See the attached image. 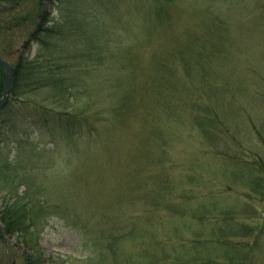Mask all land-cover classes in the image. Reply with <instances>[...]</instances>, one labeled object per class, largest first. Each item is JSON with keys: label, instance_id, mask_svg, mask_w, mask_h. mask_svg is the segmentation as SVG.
Returning <instances> with one entry per match:
<instances>
[{"label": "rangeland", "instance_id": "374dc122", "mask_svg": "<svg viewBox=\"0 0 264 264\" xmlns=\"http://www.w3.org/2000/svg\"><path fill=\"white\" fill-rule=\"evenodd\" d=\"M51 27L60 30V35L48 37L45 31ZM34 37L52 45L55 59L74 72L75 86L67 100L55 106L47 98L51 91L28 94L19 82L11 95L12 83L9 102L0 112V148L2 158L10 160L19 143L39 146V156L33 157L38 169L33 171L41 177L47 174L51 181L41 178L40 191L31 198L43 202L42 219L33 230L45 264H109L105 252L97 253L96 236L103 230L99 223L120 216L116 208L170 187H207L206 191L218 193L214 197L223 207L244 203L242 194L235 193L247 190L238 189L240 183L232 180L228 162L232 158L227 155L252 162L255 154L264 163V145L252 127L264 134V0L0 2V59L15 69L19 58L45 57ZM96 42L106 50L96 52ZM84 49L90 53L83 54ZM67 56L75 60L68 61ZM97 57L103 64L99 69L94 66ZM182 67L188 71V81ZM43 100L46 109L80 114L87 132L46 127L42 115L36 114L35 104ZM194 100L216 109L227 128L221 133L227 139L224 143L208 144L191 126L193 112L188 106ZM209 152L226 154V158L217 160ZM60 154L73 157L83 167L84 162L98 161L94 187H74V192L61 187ZM256 173L257 178H264L261 170ZM72 177L73 183L83 179L79 172ZM179 178L198 186L182 181L177 186ZM227 187L230 192L222 195ZM78 189L89 190L93 196L87 194L80 201ZM24 190L21 187L18 195ZM5 194L0 191V210ZM53 204L71 206V216L79 211L75 219L86 221L90 228L85 223L76 227L72 217L56 214ZM129 205L124 211L132 218L144 210L141 203L140 208ZM252 208L256 210L255 203ZM257 210V218L247 221L254 227L258 245L249 253L253 264H264L263 204ZM3 239L0 263L24 264V254L31 252H25L22 240L6 234ZM136 244V237L117 240L122 264L135 260Z\"/></svg>", "mask_w": 264, "mask_h": 264}, {"label": "trees", "instance_id": "16d2710c", "mask_svg": "<svg viewBox=\"0 0 264 264\" xmlns=\"http://www.w3.org/2000/svg\"><path fill=\"white\" fill-rule=\"evenodd\" d=\"M2 1L4 0H0V2ZM45 33L50 37L51 34L57 35L59 33L58 35H60V30L56 31V27H51L46 29ZM34 38V41L41 45L43 55L45 53L46 55L41 57L39 54L32 60H29L28 57H25V59L19 58L10 94H14L15 88L19 87L20 82L27 89L28 94H36L42 90L51 91L47 98L51 97L53 104L56 106L66 101L67 99H64L67 95L72 94L75 83L71 79V74L74 72L69 70L67 64L63 65L60 59H55L54 53L49 48L52 45L44 41L41 43L38 38ZM96 44L98 48L96 52L106 50L102 44L98 42ZM87 53H90V51L84 49L83 54ZM60 54L59 52L56 56L58 57ZM66 60L73 61L75 57L67 56ZM94 63L97 69L103 66L98 57L94 60ZM182 69L186 81H188V71L185 67H182ZM3 77L4 71L0 68V97L4 88ZM15 97H19V95ZM44 101H42V104L37 103L35 105L37 107L36 114L42 115V122L46 127H60L74 133H78L81 129L84 133L87 132V126L84 128L86 125L85 119L80 114L74 115L66 113V111L46 109L43 106ZM194 102L196 100L189 103L188 106V110L193 112L191 126L198 130L208 144H215L217 141L224 143L227 139L221 133L227 131V128L217 115L216 109L209 104L199 105ZM3 109L0 108V112ZM48 113L53 117H46ZM252 127L258 139L264 145V134L261 135L254 126ZM216 135H219V137H216ZM227 138L230 142L232 141V138ZM56 146L55 143V149ZM38 147L28 142L19 143L15 150V156L10 160L2 158L1 154L4 150L0 148V191L6 193L2 200L0 222L4 234L10 237L13 235L18 236L22 240L25 252H31V254H27V252L24 254V264H45L37 236L33 230L36 221L40 217V220L42 219L44 207L40 209V205H43V202L34 201L31 196L40 191L39 180L41 178V180L48 182L51 181V178L47 174L41 177L39 173L33 171L38 169L36 165H33V157L39 156ZM49 152H53V150ZM212 156L217 160L226 158V154L219 155L221 156L219 157L214 152L213 155L211 153ZM59 157L60 168L58 171H60V174L58 176H61L59 177L61 187H69V189L80 186L94 187L97 177L96 169H100L98 161L84 162L85 166L83 167L81 164L75 163L73 157L63 156L62 154ZM227 157L232 158L231 161H228L231 167L232 180L236 184L240 183L238 189L247 190L245 193H238L237 191L235 193L242 194L244 203L236 201L237 203L235 202L234 206L228 204L223 207L221 206V200L218 201L214 197L218 193L206 191L207 187H186L183 190L181 187H170L168 190L161 191L162 195L159 193L153 197L149 195L146 199L140 200L141 202L131 201L124 205L125 208H116V210L121 211L120 216L115 215V218L113 215L106 224L99 223L103 230L97 232L96 237H98V242L101 245L99 246L98 243L97 253L102 254L105 252L109 264H122L116 250L118 249L116 246L117 240L121 241L124 238L133 240V237H136L138 252L134 256L135 260L133 258L128 259L126 264H214L220 259L223 264H253L249 252L251 249H256L258 245H255L257 239L253 236L254 227L247 221L251 216L257 218L258 204L264 206V178H257L256 173V171L261 170L264 175V163L255 154L250 157L253 158L252 162H249L248 159L243 160L238 155L235 157L227 155ZM234 168H236L237 174ZM67 171L68 173H66ZM76 172L81 173L82 178L86 181L83 182L82 179L79 183H73L72 176ZM181 181L183 184L198 186L193 184V181H183L182 178L175 181L177 186ZM21 187L25 188L24 193L18 195ZM72 191L74 192V189ZM78 191L80 201L87 194L93 196L91 192H88L89 190L83 192L78 189ZM225 192H230L228 187L221 194L223 195ZM162 196H165L166 200L162 199ZM83 202L85 206H89V202L85 200ZM129 203L131 204L129 206L133 204L138 208H140L138 203H141L144 210L132 218L126 215L124 211ZM253 203L256 205V210L250 211V208L253 209ZM53 207L54 209L58 208L56 204H53ZM68 208L70 210L71 206L61 207L59 205L56 214L72 217L74 225L78 228H80L79 223H85V226L90 228V224L86 221L75 219L79 211L71 216L68 213ZM167 219L171 221H167ZM222 250L224 253H222ZM243 250L247 253H242ZM242 255L245 256L243 261L240 260Z\"/></svg>", "mask_w": 264, "mask_h": 264}, {"label": "water", "instance_id": "95a60500", "mask_svg": "<svg viewBox=\"0 0 264 264\" xmlns=\"http://www.w3.org/2000/svg\"><path fill=\"white\" fill-rule=\"evenodd\" d=\"M0 68L3 69L5 72L4 90L2 93V97H1L2 99H0V108H2L7 101L10 87L13 83L15 69L14 67L10 66L8 63H6L5 61L1 59H0Z\"/></svg>", "mask_w": 264, "mask_h": 264}, {"label": "flooded vegetation", "instance_id": "af4514ba", "mask_svg": "<svg viewBox=\"0 0 264 264\" xmlns=\"http://www.w3.org/2000/svg\"><path fill=\"white\" fill-rule=\"evenodd\" d=\"M3 237H4V232H3V229H2V227L0 225V262H1V259H4V258H1V253H2L3 247L5 245V241H4L5 239H3ZM3 257H5V254L3 255Z\"/></svg>", "mask_w": 264, "mask_h": 264}]
</instances>
